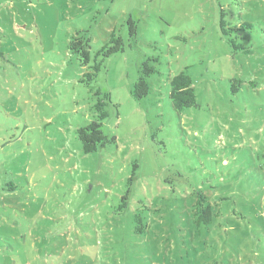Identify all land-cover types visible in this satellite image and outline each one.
Returning <instances> with one entry per match:
<instances>
[{
  "label": "rangeland",
  "instance_id": "1",
  "mask_svg": "<svg viewBox=\"0 0 264 264\" xmlns=\"http://www.w3.org/2000/svg\"><path fill=\"white\" fill-rule=\"evenodd\" d=\"M221 11L254 25L229 34L243 50ZM112 29L124 48L100 61ZM181 70L197 106L176 111ZM98 90L107 142L85 154ZM0 264H264V0H0Z\"/></svg>",
  "mask_w": 264,
  "mask_h": 264
},
{
  "label": "trees",
  "instance_id": "2",
  "mask_svg": "<svg viewBox=\"0 0 264 264\" xmlns=\"http://www.w3.org/2000/svg\"><path fill=\"white\" fill-rule=\"evenodd\" d=\"M224 11L220 12L219 26L223 35L229 36L227 42L233 49H244L243 43L238 42L236 39H243L238 33L234 36L229 34L234 31H246L253 28L251 22H242L240 25L232 26L224 17ZM129 35L135 34V24L131 20L128 21ZM69 48L72 52L78 54L83 65H88L90 60L89 52V38L87 37H73L69 43ZM124 48L123 39L120 35L116 34L115 30L112 29L109 33V40L106 42L98 51L96 55L101 57L100 61L106 57L122 51ZM147 59L142 63L138 76L133 83L131 89V95L134 99L139 100L144 98L149 93V86L146 81V77L156 71L154 65L149 63ZM94 71L85 73L87 81L93 79L96 72L100 69V62H96L89 66ZM236 82H240L237 80ZM235 91V89H234ZM96 94H101L97 101L93 104L94 119L88 124L77 129V137L81 142L83 153H91L96 151L99 147L104 146L107 142V137L103 134L101 129L102 121L108 116L106 110L107 100H109L108 93H101L99 90ZM169 99L176 111H181L185 108L197 106L196 96L192 87V79L185 70L179 71L169 80ZM216 207L210 203L208 197L201 191L196 192V199L193 204V216L197 226L205 225L208 226L213 217L218 215ZM137 222L140 221L139 217L136 218ZM141 227L135 228L136 231H140Z\"/></svg>",
  "mask_w": 264,
  "mask_h": 264
}]
</instances>
